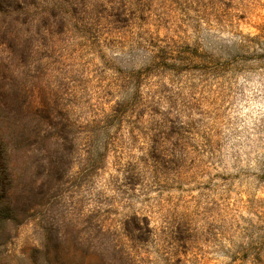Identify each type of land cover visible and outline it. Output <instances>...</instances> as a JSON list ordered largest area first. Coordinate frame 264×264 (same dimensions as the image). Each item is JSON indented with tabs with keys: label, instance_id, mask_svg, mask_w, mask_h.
I'll return each instance as SVG.
<instances>
[{
	"label": "rangeland",
	"instance_id": "374dc122",
	"mask_svg": "<svg viewBox=\"0 0 264 264\" xmlns=\"http://www.w3.org/2000/svg\"><path fill=\"white\" fill-rule=\"evenodd\" d=\"M75 3L0 62L30 96L0 111L20 188L0 264H264V0Z\"/></svg>",
	"mask_w": 264,
	"mask_h": 264
},
{
	"label": "trees",
	"instance_id": "16d2710c",
	"mask_svg": "<svg viewBox=\"0 0 264 264\" xmlns=\"http://www.w3.org/2000/svg\"><path fill=\"white\" fill-rule=\"evenodd\" d=\"M75 1L54 0L46 6V0H0V62L8 67L5 59L10 56L7 54L3 57L4 52L28 61L33 48H36V41L39 40L37 37L43 29L51 25V16L58 14L62 18L74 13L77 7ZM262 31L264 32V28ZM249 41L254 42L264 52V34ZM5 72L7 71L0 67V111L5 112L6 106L11 102L15 104V108L21 103V108L30 106L27 87L24 85L16 89L11 82L3 83ZM9 73L11 80L20 77L18 71L11 70ZM18 133L15 119L8 115L0 119V231H5L18 217L17 198L20 188L15 160ZM96 249L98 248L89 240L88 255L92 257Z\"/></svg>",
	"mask_w": 264,
	"mask_h": 264
}]
</instances>
